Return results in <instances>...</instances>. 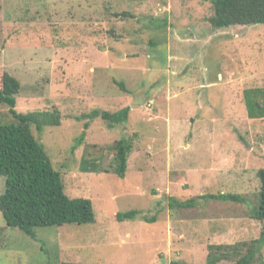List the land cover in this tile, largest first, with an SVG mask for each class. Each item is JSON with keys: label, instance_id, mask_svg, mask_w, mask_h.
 Here are the masks:
<instances>
[{"label": "rangeland", "instance_id": "1", "mask_svg": "<svg viewBox=\"0 0 264 264\" xmlns=\"http://www.w3.org/2000/svg\"><path fill=\"white\" fill-rule=\"evenodd\" d=\"M212 15L211 0L0 1V86L5 72L18 80L19 113H60L35 137L65 193L95 213L31 238L0 212V264H206L209 245L257 238L262 223L247 211L264 168V25L217 30ZM126 107L114 129L91 119ZM124 136L133 150L120 179L112 148ZM82 157L96 169L80 170ZM218 193L250 203L168 200ZM131 210L134 220L118 221Z\"/></svg>", "mask_w": 264, "mask_h": 264}, {"label": "trees", "instance_id": "2", "mask_svg": "<svg viewBox=\"0 0 264 264\" xmlns=\"http://www.w3.org/2000/svg\"><path fill=\"white\" fill-rule=\"evenodd\" d=\"M8 1V0H0ZM213 15L208 19L213 29L233 26L264 25V0H211ZM151 44H153L151 42ZM120 87L123 88L121 83ZM21 85L7 72L1 77L0 106L7 108L8 119L0 123V177L4 178V192L0 195V212L8 228L19 229L35 238V229L41 227L82 225L95 223V213L90 200L70 198L60 172L53 167L44 145L35 137L34 129L41 132L47 126H59L61 115L53 109L44 112L19 113L16 110ZM150 106V105H149ZM264 111V107H263ZM130 108L118 112L94 110L91 119H101L109 129L128 122ZM251 116V115H250ZM261 116V115H260ZM87 127V124L85 125ZM113 166L111 172L124 179L127 159L132 153L133 143L122 137L113 144ZM85 172L95 166L82 167ZM259 200L247 211V215L262 223L257 238L233 245H209L206 264L231 261L234 264H264V168L257 171ZM171 209H191L209 200L248 204V199L239 194H205L185 201L168 198ZM138 211L131 210L117 215L118 221L134 220ZM147 223L156 222V216L144 218ZM3 230H0V236ZM74 264V263H62ZM170 264H184L171 261Z\"/></svg>", "mask_w": 264, "mask_h": 264}]
</instances>
